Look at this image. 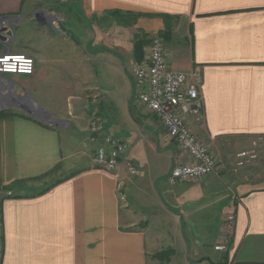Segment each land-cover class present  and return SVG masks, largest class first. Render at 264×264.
I'll list each match as a JSON object with an SVG mask.
<instances>
[{
	"label": "crops",
	"instance_id": "0c3cea01",
	"mask_svg": "<svg viewBox=\"0 0 264 264\" xmlns=\"http://www.w3.org/2000/svg\"><path fill=\"white\" fill-rule=\"evenodd\" d=\"M37 1L0 0L9 20L0 53L36 61L32 75L0 76V99L27 92L63 125L0 105V264H159L155 254L175 240L195 243L188 225L201 223L190 207L224 188L235 191L216 242L226 244V258L212 263L264 264V0H56L43 11L50 25L31 13ZM113 13L130 18L116 34ZM125 30L162 36L169 66L199 77L195 132L217 160L215 173L167 183L173 165L189 159L135 101L138 60ZM93 112L104 133L129 145L139 175L92 163L102 142L87 132ZM252 147L258 159L237 167V153ZM187 254L180 264L201 262Z\"/></svg>",
	"mask_w": 264,
	"mask_h": 264
},
{
	"label": "built area",
	"instance_id": "2783aa9c",
	"mask_svg": "<svg viewBox=\"0 0 264 264\" xmlns=\"http://www.w3.org/2000/svg\"><path fill=\"white\" fill-rule=\"evenodd\" d=\"M9 23L7 16H0L1 29ZM36 61L33 56L20 52L0 53V76H29L34 74ZM133 79L137 87L136 103L153 113L165 128L168 137L177 142L189 160L176 162L168 174L171 185L206 177L216 172V158L207 143L200 140L195 125L203 118V99L199 90V77L172 69L165 55L161 37L152 39L146 58L133 67ZM92 142H102L94 150L92 161L98 168L116 170L124 166L131 176L140 174L137 164L128 157L129 145L122 139L103 131L102 117L93 112L87 129ZM255 147L244 149L236 155V165L243 168L258 159ZM236 216L230 214L225 221L227 238L234 230ZM226 245H217L225 250Z\"/></svg>",
	"mask_w": 264,
	"mask_h": 264
},
{
	"label": "rangeland",
	"instance_id": "374dc122",
	"mask_svg": "<svg viewBox=\"0 0 264 264\" xmlns=\"http://www.w3.org/2000/svg\"><path fill=\"white\" fill-rule=\"evenodd\" d=\"M55 4H56V0H48V1L47 0H40V1H37V3H35V5L31 8V13L33 14V12L35 10H36V13L41 12V11H44L45 13L50 12V11H52L53 8L55 9V6H56ZM36 13H35V15H36ZM35 19H36V17H35ZM128 19H130V18H128L127 16H122L119 14L117 15V14L113 13V21L115 20V22L117 23V24L113 23V34L117 33L116 32L117 28L126 27V24H128L127 22L130 21ZM67 30L70 31L69 28ZM125 31H124V33H125ZM139 36H140L139 34L135 33V35L133 37H130L128 31H126V33L124 34L123 42L128 47L132 45V42L134 43V54L136 57V49H137L136 44L138 41H140L141 51H142L141 54L143 55V57H142V60H143L148 55L152 39L156 36H159L162 38V36L154 35L151 38H139ZM162 40H163V38H162ZM163 42H164V40H163ZM25 93L26 92H22V94H25ZM4 100L5 101L2 102V99H0V105L1 104L7 105L8 102L9 103L12 102L11 99H4ZM11 110L18 111L15 108H11ZM1 112H5V110L0 108V113ZM98 146H99V144L97 145V147ZM94 150L92 151V154H91V161H92V155H93ZM259 154H260V152H258V155ZM216 162H217V160H216ZM92 163H93V161H92ZM109 171H112V170H109ZM166 181H167V183L169 182L168 178L166 179ZM168 184H170V183H168ZM234 199H235V191H231L230 189L224 188L220 194H216L213 196L211 194H208L202 198V201L199 205L197 204L196 206L190 207L191 208L189 210L190 216L194 217V218L196 216H198L197 219H195V223L200 222L201 224L197 223L198 226H196V225L190 223V225H188V226L193 227V232L188 231L189 236H197L195 243H189V245H190L189 247L182 245V243L178 242L177 240L174 241L173 249H175V251H176V258H175L176 264L185 263V262L189 261L190 259L188 258L187 253H189V254H196L197 253V255H193V257L192 256L191 257L193 260L199 259L201 262L198 264H206L207 263V261H206L207 257L211 258V261H216L217 258H221V259L223 258V260H225V258H226L225 250H219L218 251L215 249H216L217 245H226V244H224V243L221 244V243H216V242H218L219 238L222 237V233H223V232L220 233V231L222 230L221 229L222 228L221 227L222 221H221L220 217L227 215L229 205H231V203ZM186 216H187V218H189L188 214H186ZM185 221H186V219H185ZM189 221L193 222L192 219H190ZM224 222H225V220H224ZM173 255H171L169 261H162V260L158 259L159 264H175V261L171 262V258ZM193 264H194V261H193Z\"/></svg>",
	"mask_w": 264,
	"mask_h": 264
},
{
	"label": "water",
	"instance_id": "95a60500",
	"mask_svg": "<svg viewBox=\"0 0 264 264\" xmlns=\"http://www.w3.org/2000/svg\"><path fill=\"white\" fill-rule=\"evenodd\" d=\"M35 17L37 22H39L42 25H50L52 19H54L52 17L47 18L46 15H44L43 11L37 12ZM6 30H7L6 28L1 29V31L3 32ZM7 34L12 35L13 32L9 31ZM5 40H7V37L4 35V33L0 34V42H4ZM11 101L12 102L10 103L8 109L10 108L20 109L43 123H48L54 126L63 125V121L54 118L51 112L47 111L44 107L39 105L27 92L23 96H19L18 98L12 99ZM207 260L210 261V264H213L211 258H208Z\"/></svg>",
	"mask_w": 264,
	"mask_h": 264
},
{
	"label": "trees",
	"instance_id": "16d2710c",
	"mask_svg": "<svg viewBox=\"0 0 264 264\" xmlns=\"http://www.w3.org/2000/svg\"><path fill=\"white\" fill-rule=\"evenodd\" d=\"M133 18H135V15H134ZM136 47H137V49H136V59L138 61H141L143 55L141 54L142 51H141V43H140V41L137 42ZM4 113L5 112H1L0 114H4ZM8 113H10V112H8ZM174 253H175L174 250L169 248V249L162 250V251L156 253L155 257L157 259L162 260V261H169L171 255H173Z\"/></svg>",
	"mask_w": 264,
	"mask_h": 264
}]
</instances>
